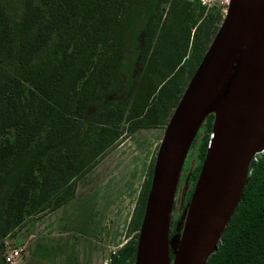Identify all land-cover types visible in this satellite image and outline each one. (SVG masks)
<instances>
[{
  "label": "trees",
  "instance_id": "trees-1",
  "mask_svg": "<svg viewBox=\"0 0 264 264\" xmlns=\"http://www.w3.org/2000/svg\"><path fill=\"white\" fill-rule=\"evenodd\" d=\"M10 1L0 0V244L29 215L69 202L77 176L116 140L165 125L222 19L209 12L195 24L197 0H23L12 20ZM212 118L202 120L208 133ZM208 133L186 153L187 202ZM153 159L125 230L134 239L107 264L134 259ZM248 170L205 264H264V150Z\"/></svg>",
  "mask_w": 264,
  "mask_h": 264
},
{
  "label": "water",
  "instance_id": "water-1",
  "mask_svg": "<svg viewBox=\"0 0 264 264\" xmlns=\"http://www.w3.org/2000/svg\"><path fill=\"white\" fill-rule=\"evenodd\" d=\"M210 112L205 153L182 226L169 235L179 172ZM263 150L264 0H228L165 123L144 199L134 264H205L239 200L250 160Z\"/></svg>",
  "mask_w": 264,
  "mask_h": 264
},
{
  "label": "rangeland",
  "instance_id": "rangeland-1",
  "mask_svg": "<svg viewBox=\"0 0 264 264\" xmlns=\"http://www.w3.org/2000/svg\"><path fill=\"white\" fill-rule=\"evenodd\" d=\"M197 1L198 4L194 3L192 8L195 24H201L209 12H218L220 17H223L228 2ZM9 5L6 7L8 15L12 20H17L23 0H11ZM164 6L166 9L167 3H164ZM220 22L221 20L217 19L215 24L219 26ZM130 122L132 120L122 125L124 130ZM164 126L140 127L112 143L98 160L90 165V169L77 176L74 196L69 202L40 215H29L2 238L0 264H7L4 254L12 246L21 247V258L14 264H57V254L66 251L65 234L71 230L76 232V236L79 235L80 264H85L89 258L86 253L88 248L90 264L108 262L110 251L116 249L117 244L134 239L133 232L129 235L125 233L126 223L140 184L146 176L147 164L151 157L155 156ZM205 133L208 131L202 122L193 139L189 159L194 157ZM188 158L186 156L183 173H187L188 168L193 165L189 163ZM186 184L185 180L182 185L180 183L181 187L179 186L175 195V216L178 213L179 195L183 193ZM185 207L183 205L176 217L173 230L175 233L181 229ZM29 248L32 249L30 258L27 257L28 252H25ZM168 250L171 257L173 245H170Z\"/></svg>",
  "mask_w": 264,
  "mask_h": 264
},
{
  "label": "crops",
  "instance_id": "crops-1",
  "mask_svg": "<svg viewBox=\"0 0 264 264\" xmlns=\"http://www.w3.org/2000/svg\"><path fill=\"white\" fill-rule=\"evenodd\" d=\"M129 217H130V215H129ZM67 236H69V237H67ZM78 236L79 235L76 236V232H74L73 230L69 231L68 234H65V237H66L65 249H66V251H63V252L58 251L59 253L57 254L58 258L56 261H59V262H56L57 264H65V263L66 264H80V261H79L80 251H79ZM120 244L121 243H119L117 245L119 246ZM88 249L86 250V253H87V256L89 258H87V262L85 264H90V250H88ZM113 250H114V248L110 252H112ZM25 252H28L27 257L30 258L32 255V253H31L32 249L29 248L28 251L25 250ZM39 254H40V252H39ZM40 256H41V254H40ZM68 259H69V261H68ZM104 263H105V261L102 264H104Z\"/></svg>",
  "mask_w": 264,
  "mask_h": 264
},
{
  "label": "flooded vegetation",
  "instance_id": "flooded-vegetation-1",
  "mask_svg": "<svg viewBox=\"0 0 264 264\" xmlns=\"http://www.w3.org/2000/svg\"><path fill=\"white\" fill-rule=\"evenodd\" d=\"M198 128H199V127H198ZM185 159H186V155H185V158H184V160H183V163H182V166H181V169H180V172H179L178 183L176 184V190H175V193H174V198H173V203H172V208H171V214H170V221H169V235L175 233V231H173V230L175 229L176 217H177V215L179 214L180 210H182L183 205L186 206V202H187V200H186L187 190H185V193H182V192H181L180 201H179V205H178V213H177L176 216H175V214H173V211H174V209H175V203H176V202H175V195H176V193H177V190L179 189L178 185H179L180 179H181V177H182V175H183L184 165H185ZM188 184H189V183L186 184L185 189H188V187H189ZM121 244H122V243H121ZM121 244H120V245H121ZM120 245H119V246H120ZM119 246H118V247H119ZM116 248H117V247H116ZM114 250H115V249H114ZM114 250H113V251H114ZM134 260H135V259H133L132 261L128 262V264H134ZM108 261H109V257H108ZM104 264H107V262L105 261Z\"/></svg>",
  "mask_w": 264,
  "mask_h": 264
},
{
  "label": "built area",
  "instance_id": "built-area-1",
  "mask_svg": "<svg viewBox=\"0 0 264 264\" xmlns=\"http://www.w3.org/2000/svg\"><path fill=\"white\" fill-rule=\"evenodd\" d=\"M199 2L205 3L206 0H199ZM256 154H254L252 159L255 158ZM20 250H21V247L12 246V247L8 248L4 254V261L7 264H14L16 261L20 260V258H21V251Z\"/></svg>",
  "mask_w": 264,
  "mask_h": 264
}]
</instances>
